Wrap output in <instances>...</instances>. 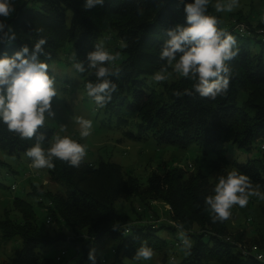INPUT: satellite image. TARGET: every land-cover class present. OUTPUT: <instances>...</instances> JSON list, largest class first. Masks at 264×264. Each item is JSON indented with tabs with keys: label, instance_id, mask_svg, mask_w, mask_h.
<instances>
[{
	"label": "trees",
	"instance_id": "1",
	"mask_svg": "<svg viewBox=\"0 0 264 264\" xmlns=\"http://www.w3.org/2000/svg\"><path fill=\"white\" fill-rule=\"evenodd\" d=\"M84 4L85 0H25L5 22L15 32L16 39L10 45L0 44V56L5 53L12 56L23 46L31 51L39 39H45L44 51L51 59L41 56L42 62L49 66L65 45L71 44L72 65L83 62L87 69V53L95 51L99 40H107L109 33H113L124 55L119 64L110 65L114 72L119 69V76L109 77L117 84V90L103 108L87 96L105 115L114 117L116 129L133 125L137 134L128 133L129 139L141 141L151 137L157 145L181 151L193 146L214 149L224 143H231L239 150H255L257 155L244 163H229L224 151L218 150L213 164H216L217 176L224 168L239 170L264 193V41L256 33L259 29L264 31V22L253 23L249 15L241 12L229 15L224 22L209 4L207 14L217 17L218 28L236 38L238 55L227 62L231 69L229 89L215 100L195 93L177 98L173 91L192 90L193 81L173 72V80L157 83L161 91L156 94L152 76L166 65V61L159 58L167 39L166 31L177 24L185 25L183 4L179 0H105L103 6L91 10H85ZM67 14L70 15L68 22ZM237 24L246 27L251 36L239 34ZM249 41L259 45L258 52L250 49ZM73 70L84 88L88 81L95 82V76L89 72ZM240 94L244 95V100L238 105ZM39 132L46 136L42 146L47 149L53 131L44 125ZM34 143L35 139L21 140L0 122V153L19 158ZM26 158L31 165V159ZM53 162L55 167L48 169L49 182L60 186L61 190L50 192L39 187L29 194L37 196L41 205L46 200L47 219L50 223L51 220L57 224L63 222L70 233H62L60 225L52 235L40 233L32 206L15 198L13 210L21 220H10L5 212L0 219V235L3 241L19 239L20 248L12 258L0 264H53L45 252L58 248L60 260L55 263L61 264L66 245L81 251V257L74 264H92L88 259L90 246L106 242L115 244L109 264H125V260L133 259L136 248L144 240L154 253L162 255V261H167L166 252L181 246H174L176 239L167 243L161 233L173 236L180 224L193 247L191 254H185L177 264H264L251 255L243 256L238 248L263 249L264 239L258 231L248 239L245 231L229 230V219L212 222L204 199L213 194L217 181L210 183L199 171L189 173L172 166L162 174L152 172L143 187L133 176L124 178L121 167L113 163L93 166L82 161L80 167L75 168L58 159ZM0 188L9 190L1 184ZM131 199L140 204L134 218L115 212V203ZM154 201L169 207L166 220L154 216L150 204ZM115 222L120 223L119 231L112 230ZM125 225L130 228L127 232ZM96 264H103L97 256Z\"/></svg>",
	"mask_w": 264,
	"mask_h": 264
},
{
	"label": "clouds",
	"instance_id": "2",
	"mask_svg": "<svg viewBox=\"0 0 264 264\" xmlns=\"http://www.w3.org/2000/svg\"><path fill=\"white\" fill-rule=\"evenodd\" d=\"M105 0H85L84 9L91 10L103 6ZM211 0H193L184 6L185 25H175L166 31L159 58L166 61V65L156 71L152 80L156 83L165 82L172 72L193 81L192 90L173 91L177 98L192 96L194 93L201 98L215 100L226 94L231 77L229 61L238 55L236 38L229 32L218 28L220 21L217 17L208 15ZM217 12H231L238 6V0H217L213 5ZM15 11L14 0H0V17L5 20ZM141 11V10H138ZM7 29V31H5ZM16 39L11 26L0 20V44H11ZM45 39H39L32 50L23 46L12 56L6 53L0 56V122L7 126L8 131L18 135L21 140H33L35 143L25 150L24 155L31 159L34 169H53L54 159L67 162L70 167L79 168L86 156V146L78 143L70 136L55 134L49 141V147L42 145L46 140L44 133L39 132L44 127L46 117H54L52 110L53 98L58 93L56 81L49 74L48 64L42 62L41 56L51 59L44 51ZM120 58V53H110L102 44L95 45V51L87 53V69L83 62H74L72 67L80 72H89L95 76V82L85 84L87 95L96 105L103 108L111 100V95L117 90V84L109 77L119 76V69L115 72L110 65ZM80 128V137L91 135L92 121L83 117H74ZM61 131L65 127L61 126ZM211 195L204 199L207 210L211 213L213 223L223 222L230 218L234 206L244 208L250 197L264 200V193L259 185L253 186L251 178L233 169L226 175H218ZM178 239L186 255L191 254L192 241L182 224L178 225ZM129 231L128 225L124 226ZM120 223L112 225L113 231H119ZM154 250L147 241H141L136 248L133 259L135 261L151 260ZM88 259L96 264L95 249H91ZM169 264H176L175 257H171Z\"/></svg>",
	"mask_w": 264,
	"mask_h": 264
},
{
	"label": "rangeland",
	"instance_id": "3",
	"mask_svg": "<svg viewBox=\"0 0 264 264\" xmlns=\"http://www.w3.org/2000/svg\"><path fill=\"white\" fill-rule=\"evenodd\" d=\"M24 2L25 0H14V8ZM216 2L217 0H211L210 5L213 6ZM238 12H241L242 15H249L253 23L256 20L264 22V0H238V6L234 7L231 12H219V15L221 20L225 22L228 20L229 15ZM12 14L6 20L2 17L4 23L12 17ZM69 16L67 14V22ZM108 36L107 40L102 38L99 43L112 54L120 53L119 60L114 63L119 64L124 57L119 50L121 45L114 38L113 33H109ZM249 46L254 53L258 52V44L249 41ZM70 47L71 44H66L62 52L48 67L50 75L55 78V87L58 95L52 101V110L55 116L46 117L44 125L52 129V138L55 134L70 136L80 144L85 145L87 153L83 160L85 163L93 166H97L99 163L116 164L121 167L124 178L127 175L133 176L145 187L147 178L152 172L162 174L165 169L172 166L182 168L189 173L199 171L207 177L210 183L217 181L216 164L213 163L217 160L218 154L216 151L218 150L224 151L223 154L229 163L232 161L244 163L247 159H253L257 155L255 150H239L232 146L231 143H224L214 149H201L193 146L186 151H181L176 147L157 145L151 137L141 141L129 139L127 134L136 135V128L133 125H129L125 129H116L114 117L105 115L87 96L80 78L74 73L70 59ZM168 71L172 73L168 79L171 81L174 73L172 69ZM152 83L153 90L158 94L161 91L160 86L153 80ZM242 100H244V95L240 94L237 101L238 105L241 104ZM74 117H83L92 121L91 135L87 138L80 137V128ZM61 126L65 127V131H61ZM218 165L220 166V164ZM228 171L229 169L224 168L221 175H226ZM0 184L9 188V190L0 188V219L7 212L10 220L17 222L21 220L19 214L13 210V200L16 198L27 201L32 206L35 223L40 233L52 235L57 231L59 225L62 233H70L69 228L63 222L57 224L54 220H51V223L46 224L48 214L45 206L47 201H43L41 205L37 196L29 194L34 188L39 187L50 192L61 190L60 186L49 182L47 168H32L24 155L17 158L0 153ZM11 187H14L13 191L10 190ZM154 203L152 206L154 216L161 220H166L167 215L164 205L156 201ZM138 208H140V204L136 199H131L130 202L119 201L114 205V210L117 214L127 215L130 218L135 217L134 212ZM231 213L228 222L231 232L234 233L237 230L245 231L247 238L251 239L255 236V232L258 231L257 234H260L264 239V200L255 196L250 197L246 207L234 206L231 209ZM161 238L165 239L167 243L175 239L179 241L177 232L173 236L162 232ZM114 246L113 242H106L90 246L89 250L95 249V256L103 264H109L113 257L112 250ZM19 248V239L13 238L3 241L0 235V262L12 258ZM63 250L64 256L61 258V264H74L81 257V251L73 246H63ZM60 252L59 248L56 250L50 249L45 252V256L51 259L54 264ZM185 254L182 247L172 248L166 252L167 261H162V255L154 253L151 260H125V264H169L171 257H175L177 264L183 259Z\"/></svg>",
	"mask_w": 264,
	"mask_h": 264
},
{
	"label": "built area",
	"instance_id": "4",
	"mask_svg": "<svg viewBox=\"0 0 264 264\" xmlns=\"http://www.w3.org/2000/svg\"><path fill=\"white\" fill-rule=\"evenodd\" d=\"M236 30L238 31L239 34L244 35V36H251L250 32L248 31V29H246V27H244L243 25H236ZM258 38H260L262 41H264V31L262 29H259L256 31ZM263 149V147H262ZM188 168H190L188 166ZM11 190H14V187H11ZM151 205L155 204L154 202L150 203ZM164 208L166 210H169V207L167 205H164ZM50 223V219L46 220V224ZM228 241V239H226ZM175 247H180V241H178L175 245ZM239 249H241V254L243 256H248L251 255L256 261L258 262H264V247L263 249H260L257 246H251L250 248H243L241 246H238ZM60 258H56V262H59Z\"/></svg>",
	"mask_w": 264,
	"mask_h": 264
},
{
	"label": "crops",
	"instance_id": "5",
	"mask_svg": "<svg viewBox=\"0 0 264 264\" xmlns=\"http://www.w3.org/2000/svg\"><path fill=\"white\" fill-rule=\"evenodd\" d=\"M151 217H152V215H151ZM159 219V218H158ZM159 220H161V219H159Z\"/></svg>",
	"mask_w": 264,
	"mask_h": 264
}]
</instances>
